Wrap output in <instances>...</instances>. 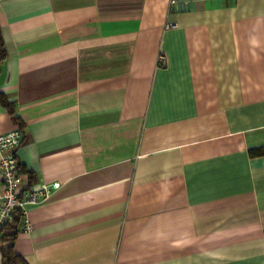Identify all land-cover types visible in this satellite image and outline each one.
<instances>
[{"label":"crops","instance_id":"1","mask_svg":"<svg viewBox=\"0 0 264 264\" xmlns=\"http://www.w3.org/2000/svg\"><path fill=\"white\" fill-rule=\"evenodd\" d=\"M0 36L21 188L58 183L28 264H264V0H0Z\"/></svg>","mask_w":264,"mask_h":264},{"label":"built area","instance_id":"2","mask_svg":"<svg viewBox=\"0 0 264 264\" xmlns=\"http://www.w3.org/2000/svg\"><path fill=\"white\" fill-rule=\"evenodd\" d=\"M175 2V0H172ZM187 2H184L186 5ZM159 63H165L163 55L159 56ZM22 133L18 128L0 134V238L1 228L7 222H11L17 212L22 216V229L27 230L29 226L25 223V203H37L40 197H46L51 190L58 187V183L41 184L37 189L21 188L23 174L15 155V149L20 145Z\"/></svg>","mask_w":264,"mask_h":264},{"label":"trees","instance_id":"3","mask_svg":"<svg viewBox=\"0 0 264 264\" xmlns=\"http://www.w3.org/2000/svg\"><path fill=\"white\" fill-rule=\"evenodd\" d=\"M5 58V49L3 47L2 39L0 36V62ZM12 112L10 104H5ZM17 119L16 116H13ZM22 227V216L17 212L11 222H7L1 228V257L3 264H28L25 259L18 254L14 249V241Z\"/></svg>","mask_w":264,"mask_h":264}]
</instances>
